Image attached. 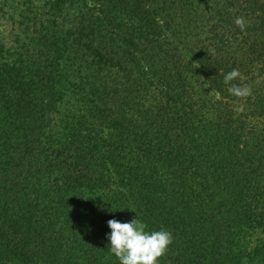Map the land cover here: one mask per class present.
I'll return each mask as SVG.
<instances>
[{
	"label": "trees",
	"instance_id": "16d2710c",
	"mask_svg": "<svg viewBox=\"0 0 264 264\" xmlns=\"http://www.w3.org/2000/svg\"><path fill=\"white\" fill-rule=\"evenodd\" d=\"M2 20L0 264H119L107 221L136 217L173 234L159 264H264V0H0Z\"/></svg>",
	"mask_w": 264,
	"mask_h": 264
},
{
	"label": "clouds",
	"instance_id": "9594fccd",
	"mask_svg": "<svg viewBox=\"0 0 264 264\" xmlns=\"http://www.w3.org/2000/svg\"><path fill=\"white\" fill-rule=\"evenodd\" d=\"M245 19L237 17L235 24L243 31ZM145 70L147 68L145 67ZM243 79L239 69H232L224 74V83L231 84L230 94L238 98L252 95V89L246 85L233 84L234 80ZM242 112L243 105L235 109ZM111 232L107 234L110 241V252L119 260V264H159V258L166 255L173 242V234L166 230L148 231V225L139 218L121 222L115 218L107 221Z\"/></svg>",
	"mask_w": 264,
	"mask_h": 264
},
{
	"label": "rangeland",
	"instance_id": "374dc122",
	"mask_svg": "<svg viewBox=\"0 0 264 264\" xmlns=\"http://www.w3.org/2000/svg\"><path fill=\"white\" fill-rule=\"evenodd\" d=\"M38 1L39 0H35V2H38ZM12 6H14V5H12ZM5 9H6V6H5ZM7 10H10V9L7 8ZM8 24H9V22L7 20L0 21V39L2 40V42L6 43V45L9 44V40H10L11 34L13 33L11 31H10L11 33L9 32V26H8ZM258 234L259 233H256V235H258Z\"/></svg>",
	"mask_w": 264,
	"mask_h": 264
}]
</instances>
